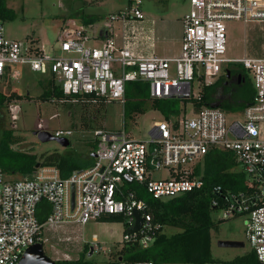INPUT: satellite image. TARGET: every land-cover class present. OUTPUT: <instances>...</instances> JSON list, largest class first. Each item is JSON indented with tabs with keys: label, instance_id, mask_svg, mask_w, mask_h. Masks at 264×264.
Segmentation results:
<instances>
[{
	"label": "built area",
	"instance_id": "obj_1",
	"mask_svg": "<svg viewBox=\"0 0 264 264\" xmlns=\"http://www.w3.org/2000/svg\"><path fill=\"white\" fill-rule=\"evenodd\" d=\"M142 18L141 0H129L123 11L105 17L98 42L90 45L87 29L67 21L60 25L55 43L48 49L38 39L7 38L0 19V79L4 75L17 76L15 67L26 66L51 79L64 96L72 97L73 103L77 96L82 100L92 96V101L101 98L105 103L117 100L123 104L129 81L146 82L153 98L199 99L203 85L231 70L229 66L222 68L223 63H239L252 78L251 102L230 113L231 120L218 106L194 109L188 103L193 110L191 117L182 112L154 121L145 138L129 137L123 130L95 128L91 165L74 169L65 178L53 165H39L19 178L7 177L0 168V264H16L28 246L43 242L45 224L83 225L90 219L117 214L128 227L134 224V210L140 212L142 224L135 232L124 231L122 239L148 247L160 225L151 222L145 201L126 185L141 184L154 198L200 188L201 174L194 169L213 150L231 153L233 169L242 173L244 185L236 190L222 191L219 185L213 188L212 214L220 212L217 220L241 217L246 251H253L257 262L264 264V58L224 56L226 21L264 20V0H189L175 57L136 52L129 45L142 31L132 26L129 33L122 32L121 44L114 41L113 20L126 23L132 19L131 25ZM141 37L149 39L146 34ZM194 79L199 87L196 94L192 92ZM11 104L9 115L15 118L19 106L10 108ZM36 130L47 131V126L38 121ZM71 132L55 129L52 135L65 138ZM161 169L166 174L153 178L152 174ZM42 200L49 203L50 209L40 222L36 212ZM113 264L153 262L118 260Z\"/></svg>",
	"mask_w": 264,
	"mask_h": 264
},
{
	"label": "rangeland",
	"instance_id": "obj_2",
	"mask_svg": "<svg viewBox=\"0 0 264 264\" xmlns=\"http://www.w3.org/2000/svg\"><path fill=\"white\" fill-rule=\"evenodd\" d=\"M128 2L129 0H6V5L14 10V18L3 21L4 35L17 40L38 39L48 49L55 43L60 25L74 21L76 27L83 26L87 29V36L90 37L88 43L91 45L93 37L105 22V17L123 11L128 6ZM141 9L144 18L154 19L156 22L161 18L164 20L161 24L166 25V31H159L161 36L177 38L182 34L181 20L189 10V0H141ZM89 17L93 18V22L84 25L81 20ZM130 20L132 19L126 20V23L118 19L112 21L114 41L119 42L122 32L129 33ZM225 26V57L245 55L264 58V20H251L246 23L228 20ZM63 55L73 54L63 53ZM228 66L232 71L241 69L253 87L251 75L241 64H222V68ZM15 68L19 71L17 76L4 75L0 79V91L5 94L14 91L21 96L10 105V108L19 106L15 118H10L5 110L7 116L4 125L13 127L15 134L21 136L25 144L24 148H30V151L37 155L55 150L82 158L86 154L90 155L95 128H102L108 132L123 130L129 137L145 138L152 123L163 118L160 111L151 106L149 89L141 90L135 96L127 94L124 96L123 104L112 100L104 104L88 105L85 108L77 103L61 105L39 98L46 83L45 75L33 72L26 66ZM234 85L235 83L226 87L231 90ZM126 86L129 87V84ZM192 86V92L196 94L199 90L197 79L192 81ZM133 100L144 105L143 113L130 112L127 109L128 101ZM181 107L185 108V111L181 109L180 113L183 111L189 117L193 115L189 104ZM239 110L232 108L226 111L228 120L232 119L230 113ZM38 121H43L51 134L55 129H70L71 134L64 136L68 140V145L62 146L54 139L40 141L33 134ZM165 174V170L161 169L152 176L158 178ZM6 175L9 178L15 177ZM211 217L215 222L217 221L215 226L209 229V252L212 258L229 260L243 254L248 249L243 233V219L234 217L217 220L220 217L218 210L214 211ZM123 230L124 226L120 221L109 222L98 219H90L83 225L45 224L42 228V248L44 254L52 260L75 259L82 254L85 245H88L92 247V252L86 253L88 258L95 264H108L112 260L113 252L128 245L122 239ZM162 230L166 234L178 231L176 227L169 225L164 226ZM220 240H238L244 245L223 247L218 245ZM94 244L96 248H93Z\"/></svg>",
	"mask_w": 264,
	"mask_h": 264
},
{
	"label": "trees",
	"instance_id": "obj_3",
	"mask_svg": "<svg viewBox=\"0 0 264 264\" xmlns=\"http://www.w3.org/2000/svg\"><path fill=\"white\" fill-rule=\"evenodd\" d=\"M6 0H0V19L11 20L14 18V10L8 7ZM84 25L93 22V18H83ZM231 72V70H230ZM238 82L231 90L227 89L225 73L220 74L213 82L205 84L200 90V98H153L149 95L151 106L160 111L163 117L178 115L183 109L182 105L191 103L194 109L203 105L218 106L225 111L232 108L242 109L253 98V87L247 76L239 69ZM129 84V87L126 85ZM141 90L148 91V84L140 81H129L125 84V95H138ZM21 96L12 91L8 94L0 91V168L8 175L19 178L35 169V165H53L62 178L67 177L72 170L81 169L91 165L93 158L90 155L84 157L75 156L68 153L57 151H45L40 155L25 149L21 136L15 134L13 127L5 124L6 112L9 113V104L20 99ZM39 98L57 104L73 103L71 96H64L58 85L51 79L46 78L45 86ZM75 103L82 107L88 105H99L105 102L98 98L92 101V96H86L87 100H82L77 96ZM125 103V99H124ZM127 103V101H126ZM127 109L130 112L143 113L145 108L140 102L135 100L128 101ZM182 111V112H183ZM10 116V115H9ZM94 144L90 149L94 150ZM234 160L231 153L221 150L207 152L202 162L198 163L194 169L195 173L201 174L203 185L200 188L185 191L175 196L166 198H154L147 192L145 187L135 182L128 183L126 188L135 190L136 197L145 201L146 210L151 215V222L159 224L156 229L153 242L145 248L137 244L122 246L115 253H112V260L108 264H113L120 260L139 261L151 260L153 264H259L253 251H246L229 260H216L209 252V229L214 227L216 222L212 219V207L210 200L214 195L213 188L221 186L223 190H236L243 188L244 176L242 173L233 169ZM50 209L47 201L42 200L38 203L37 218L40 222L45 220ZM100 221H120L123 223L124 230L126 224L123 217L117 214H108L98 218ZM169 225L176 227L178 231L171 234L163 232V227ZM43 243V242H41ZM90 246L85 245L82 254L75 259H58L56 264H95L86 256Z\"/></svg>",
	"mask_w": 264,
	"mask_h": 264
},
{
	"label": "crops",
	"instance_id": "obj_4",
	"mask_svg": "<svg viewBox=\"0 0 264 264\" xmlns=\"http://www.w3.org/2000/svg\"><path fill=\"white\" fill-rule=\"evenodd\" d=\"M164 20L161 18L156 22L154 19L142 18L141 20H133L131 23L132 29L136 28L141 32L134 40V42L129 46H131L136 52L141 54H150L155 53L163 57H175L178 55L181 44V35L177 38L167 37L166 35H160L159 31H166V25L164 23L161 24ZM158 25V26H157ZM131 29V30H132ZM158 31V32H157ZM146 34L149 36L148 40L142 38L141 36ZM97 40L93 39V43L98 42L101 37V29L99 28L96 33ZM121 39L118 44H121Z\"/></svg>",
	"mask_w": 264,
	"mask_h": 264
},
{
	"label": "water",
	"instance_id": "obj_5",
	"mask_svg": "<svg viewBox=\"0 0 264 264\" xmlns=\"http://www.w3.org/2000/svg\"><path fill=\"white\" fill-rule=\"evenodd\" d=\"M229 75H230V71L228 69L225 70V76L228 78ZM237 77L239 80L240 74H237ZM33 134L36 135L40 141H47L54 139L62 146L68 145V140L66 138L54 137L51 133H49L46 130H34ZM90 156H94V152H90ZM38 166L39 163L35 165V168H37ZM72 200H73V195H72ZM133 217H134V224L132 226L126 227L125 228L126 232H135L140 228L142 224V219L140 217V212L138 210H134ZM218 245L223 247H241L244 244L242 241H238V240H220L218 241ZM91 252H92V247L90 246L89 253ZM16 264H56V263L55 260H52L51 258H49L44 254L42 243L36 242L28 246L23 251L19 261Z\"/></svg>",
	"mask_w": 264,
	"mask_h": 264
},
{
	"label": "flooded vegetation",
	"instance_id": "obj_6",
	"mask_svg": "<svg viewBox=\"0 0 264 264\" xmlns=\"http://www.w3.org/2000/svg\"><path fill=\"white\" fill-rule=\"evenodd\" d=\"M237 72L238 70H234V71L231 70L229 77L226 78V83H225L226 85L232 86L233 83L238 82Z\"/></svg>",
	"mask_w": 264,
	"mask_h": 264
}]
</instances>
